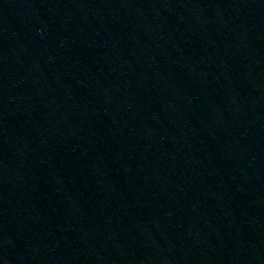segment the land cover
I'll return each mask as SVG.
<instances>
[{"label":"water","instance_id":"water-1","mask_svg":"<svg viewBox=\"0 0 264 264\" xmlns=\"http://www.w3.org/2000/svg\"><path fill=\"white\" fill-rule=\"evenodd\" d=\"M0 264H264V0H0Z\"/></svg>","mask_w":264,"mask_h":264}]
</instances>
